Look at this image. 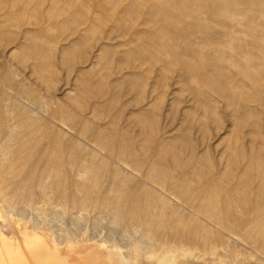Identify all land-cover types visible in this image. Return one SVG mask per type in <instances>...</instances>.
I'll use <instances>...</instances> for the list:
<instances>
[{"label": "rangeland", "instance_id": "1", "mask_svg": "<svg viewBox=\"0 0 264 264\" xmlns=\"http://www.w3.org/2000/svg\"><path fill=\"white\" fill-rule=\"evenodd\" d=\"M52 1L0 0V262L20 259L34 242L25 225L32 233L45 231L53 242L91 237L118 264L120 255L131 253L128 236L109 212L113 202L119 199L125 210L130 200L155 204L171 212L172 220L191 218L186 205L159 183L178 188L188 177L202 184L207 180L200 174L205 177L211 166L213 173L223 169L227 142L234 138L264 146V0H233L238 10L229 8L219 23L207 25L201 13L204 31L183 17L184 28L176 32L162 31L161 13L155 12L156 20L148 14L152 0H116L95 17L80 9L81 0ZM248 9L255 13L249 22ZM72 13L80 22L85 15L91 18L87 30L72 22ZM147 18L151 21L143 24ZM114 19L121 22L120 31ZM143 30L148 35L139 37ZM34 33L50 52V73L34 69L37 61L25 50V38ZM177 33L196 50L194 73L186 69L192 59L182 41L172 39ZM78 34L85 42L63 52ZM140 48L150 56L136 55ZM201 76L211 77L215 86L204 87ZM132 79L135 89H129ZM83 85L90 86L84 95ZM221 89L231 97L229 106ZM160 143L169 151L158 156ZM155 162L159 168L152 171ZM89 177L95 180L91 190ZM261 216L254 224L264 230ZM213 224L207 222L206 230L217 248L214 256L180 246L161 232L153 235L157 255L190 247L201 255L193 264H264L259 247L264 235H236ZM36 256L15 264H34L46 250Z\"/></svg>", "mask_w": 264, "mask_h": 264}, {"label": "bare ground", "instance_id": "2", "mask_svg": "<svg viewBox=\"0 0 264 264\" xmlns=\"http://www.w3.org/2000/svg\"><path fill=\"white\" fill-rule=\"evenodd\" d=\"M152 1L155 5L153 6L152 11H149L148 14L154 20H156L155 12L161 13L162 31H164L165 28L169 30H171L172 28V30H183L185 23L183 17H190L193 20V26L200 31H204L205 26H203V28L199 27L201 23L198 16L201 13L207 15L206 19L208 23H206L208 25L209 23L223 22L224 13L227 12L229 8L233 12L238 10L233 0V3H231L230 0ZM252 1L257 0L244 1V4L249 2L251 3ZM260 1L261 0H259V2ZM52 2H54V0ZM203 2H206L207 4L205 5L203 4ZM81 3L82 4L80 6V9H82V11L86 10L91 12L95 17L96 15L103 13L104 11L106 12L114 7L116 4V0H81ZM28 4L29 2L27 3V5ZM40 4L42 5L43 1H40L37 6H39ZM74 13L77 14V12ZM74 13L71 14V18L72 22L76 23L79 20L77 21V17ZM254 14L255 13L252 10H247L245 17L247 19V22H249V19L254 16ZM171 15H174V17H176L175 20L171 18ZM38 17H41V15H39ZM51 17V14H48L47 20L51 19ZM37 20H40V18H37ZM149 21H151V19L147 18L145 21H143V24H148ZM89 22H92L91 18L85 15V17L81 19V22L79 21V23H77L76 25H83L85 26L84 29L87 30ZM98 22L102 24L105 22V20L100 18ZM35 23H38V21L35 20ZM113 27L118 30L121 29V22L118 19H114ZM76 31L78 30H73L72 34H75ZM37 32L39 33L40 29H37ZM2 34L3 32L0 30V36ZM137 34L139 35V37H146L148 35V31L143 30ZM184 35L185 34L183 33L181 35L177 33L176 35H172V39L182 41L180 45L182 46L184 54L191 57L192 59V62H190L186 66V69H189L190 72L194 73V71L192 70L196 68L194 62V59L196 57V50L194 47L188 46V44H183V39H185ZM47 36L48 35L46 34L45 37L47 38ZM85 39L86 38L83 34L76 35V38L73 40V42L67 47L63 48V52H72L75 49V46L84 43ZM204 39V37H201V40ZM41 41L42 40L40 39V37H38L37 34L34 33L25 38L24 47L25 50L33 55V57L37 61L34 65V69L40 72L48 71L50 73L51 71L47 67L48 61L46 60L50 52L46 49L45 44H43ZM135 54L138 56H150V53L146 49L142 48L137 49ZM169 54L170 53H167V55ZM200 79L201 82H203L204 87L213 88L215 86V82H213V79L211 77L201 76ZM129 86V89H135L138 86V83L132 79L129 83ZM89 87L90 86L88 85H83L80 89L81 93L84 95L85 92L86 94ZM219 91L221 96L225 97L226 104L229 106V99L231 97L226 96L227 92L225 89H221ZM231 95H234V93H232ZM238 98L241 99V96H238ZM115 99L113 98V100ZM147 122L149 121L147 120ZM143 125L145 127L146 121ZM239 140L240 138H234V140L227 142L226 150L229 151V154L224 167L220 172L213 173L215 170L214 167L211 166L210 171L205 177L203 174L198 173L201 175V178H205L204 180H207L203 183L208 184L209 187H211L210 189L208 188L207 190H204L203 183L201 182L202 184H198L199 180H197V178H192V180L188 177L183 178L178 184V188L172 187L162 182L159 183L166 189V191L173 194L178 200H180L184 206L186 205L187 209L192 214L191 218L184 219L181 216H178L176 220H172L171 212H169V214L161 212L156 208L155 204H145L140 202L137 203L130 200L127 203L128 209L125 210L121 206V201L119 199L113 202L112 209H110L109 212L114 221L120 225L123 233L128 236L129 240H127L128 243L126 244L127 246L129 244L128 250L131 253L129 255L130 257L120 255L116 260L118 264H193L194 260L197 258V256H199V253L197 256H195L193 253L194 250L190 247H180L176 251L172 252L165 251L162 252V255L158 256L156 248L159 244L156 240L153 239V235H156L158 233L160 234V232L169 235L180 246L191 245V247H195V249L197 250L200 248L198 252H200V250L202 249L205 255L214 256L216 254L217 248L214 244H212L213 242H209L210 238L208 239V230H206L207 222L209 224L214 223L213 225L216 228L226 230L236 235H250L254 233L264 235V230H261L260 227H258V224H254V222L257 221L254 220V218L261 215L264 217V146L263 144L255 146L254 142L252 141H250L248 144H243V142H240ZM167 148L168 147H166V145L160 143L155 148V152L158 156L165 155L169 151V149ZM157 163L155 162L151 164L150 169L152 171L154 169H157V167L159 168V165ZM80 171L82 173L85 172L83 170ZM81 172L79 175H82ZM83 175L84 176L82 177L85 178L84 173ZM218 178L222 180L221 183L218 181ZM87 181L88 188L89 190H91L95 186V180L90 178ZM193 181L198 182L196 184H192L194 183ZM191 191L193 192L192 195L190 193ZM251 202H254V204H251ZM237 212H239V215H236ZM195 219H197L198 221H196ZM263 220L264 218L262 219V221L258 219L260 224H262ZM34 229L32 230L34 231ZM23 230L34 238V242L30 246L23 248V250L25 249L27 251L23 252L22 250V254L20 253L21 249L18 251L19 254L22 255V257L20 255V259L25 258L24 260L33 261L37 257V254H39L42 250H46V256L43 259L32 263L112 264V262L108 260L107 253L105 251V249L107 250V248L105 247L104 249L101 244L95 242L93 239H91V237H86L80 241H76L75 237V242L69 244L68 242H53L52 240H50L52 238H47L49 235L45 231L40 232L36 230L39 233H34L36 231L32 233V231L28 230L25 225L23 226ZM45 233L48 236L43 235ZM85 236L86 235H84V237ZM70 237L73 238L72 236ZM256 240L257 239H255V241ZM102 245L104 246V244ZM161 246L163 247L164 245H160V247ZM260 246L263 248L264 243H261L259 247ZM196 252L195 254H197ZM200 257L201 255L198 257L199 260H201ZM20 259L15 256L10 258V260H8L7 262H0V264H15L20 262Z\"/></svg>", "mask_w": 264, "mask_h": 264}]
</instances>
